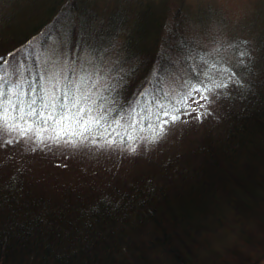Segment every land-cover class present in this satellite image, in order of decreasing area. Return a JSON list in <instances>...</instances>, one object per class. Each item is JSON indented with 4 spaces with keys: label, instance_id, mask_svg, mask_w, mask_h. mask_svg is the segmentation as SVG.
<instances>
[{
    "label": "trees",
    "instance_id": "1",
    "mask_svg": "<svg viewBox=\"0 0 264 264\" xmlns=\"http://www.w3.org/2000/svg\"><path fill=\"white\" fill-rule=\"evenodd\" d=\"M95 2L0 0V57L20 62L12 79L26 93L53 74L85 78L109 119L135 111L147 129L212 63L242 86L214 96L193 137L175 143L177 122L135 153L126 135L112 147L9 145L0 131V264H264V33L208 29L217 11L187 13L185 0Z\"/></svg>",
    "mask_w": 264,
    "mask_h": 264
},
{
    "label": "snow or ice",
    "instance_id": "2",
    "mask_svg": "<svg viewBox=\"0 0 264 264\" xmlns=\"http://www.w3.org/2000/svg\"><path fill=\"white\" fill-rule=\"evenodd\" d=\"M8 55L14 57L12 61L0 57V131L13 137L5 141L9 145L26 139L37 145L48 141L75 147L90 141L92 145L112 147L117 143V137L122 143L126 135L131 142L128 150L135 153L137 141L150 144L158 142L171 124L183 122V115L196 113L194 118L197 120L210 115L208 109L216 94L228 89L230 85L242 86L238 74L231 67L212 63L207 66L204 79L187 85L188 92L174 98V102L159 104L157 110L151 113L155 116V123L150 122L145 129L141 124L144 117L141 116V121H138L136 117L140 113L135 111L127 117L117 112L116 116L120 118L109 119L115 109L107 106V97L93 91L97 87L96 82L86 86L85 78L73 81L65 77L61 81L59 74H53L48 78L51 82L49 88L41 85L38 90L34 84L29 83L26 93L24 84L27 82L12 79L13 74L18 73L20 62L13 53ZM20 55L26 57L28 53L24 50ZM238 55L243 63L247 53L241 51ZM154 72L155 69L150 76ZM40 79L44 80V77ZM144 94H148L147 90ZM145 131L150 135L141 136V132Z\"/></svg>",
    "mask_w": 264,
    "mask_h": 264
},
{
    "label": "rangeland",
    "instance_id": "3",
    "mask_svg": "<svg viewBox=\"0 0 264 264\" xmlns=\"http://www.w3.org/2000/svg\"><path fill=\"white\" fill-rule=\"evenodd\" d=\"M115 0H106V4H111ZM95 5L100 4V7H105L104 0H97ZM212 7L217 11L219 19L224 20L221 22L219 19L214 20L208 26V29H214L216 32L223 33L226 29H240L241 27H253L255 38L260 41L261 35L264 33V0H185V12H194L196 8ZM176 8H173V10ZM101 14V13H100ZM188 15H192L188 14ZM216 27V28H215ZM220 28V29H219ZM221 35V34H220ZM212 36L210 35L209 38ZM221 38H223L221 36ZM62 65L59 61H53V68L55 72L59 71ZM227 90V89H226ZM195 107V105H193ZM202 111V110H201ZM196 113L192 115H183L182 121L179 125L170 128V132L175 143H180L185 138H191L198 133L205 124V119H195ZM184 133L179 139L177 138L181 133ZM253 256H259L261 253L252 250Z\"/></svg>",
    "mask_w": 264,
    "mask_h": 264
}]
</instances>
